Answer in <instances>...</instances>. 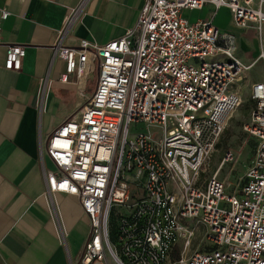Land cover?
Masks as SVG:
<instances>
[{
    "label": "built area",
    "instance_id": "built-area-1",
    "mask_svg": "<svg viewBox=\"0 0 264 264\" xmlns=\"http://www.w3.org/2000/svg\"><path fill=\"white\" fill-rule=\"evenodd\" d=\"M204 8L227 10L238 30L264 31V0H143L135 24L102 45L67 46L61 32L59 82L74 85L82 104L47 136L40 157L45 194L75 197L88 220L75 264H264V80L250 86L243 127L255 156L226 194L224 181L204 174L241 104L234 85L253 64L234 57V34L181 13ZM7 16L0 10V32ZM24 55L7 44L4 68L20 70ZM199 232L204 247L188 255Z\"/></svg>",
    "mask_w": 264,
    "mask_h": 264
},
{
    "label": "crops",
    "instance_id": "crops-1",
    "mask_svg": "<svg viewBox=\"0 0 264 264\" xmlns=\"http://www.w3.org/2000/svg\"><path fill=\"white\" fill-rule=\"evenodd\" d=\"M142 5L143 0H0V10L8 12L0 32V264L78 261L88 220L75 197L45 194L41 170V145L82 104L74 85L59 82L65 64L54 58V46L63 30L67 46L119 38L135 24ZM252 38V51H258ZM7 44L25 49L18 71L4 68ZM263 80L264 68L262 80L250 86Z\"/></svg>",
    "mask_w": 264,
    "mask_h": 264
},
{
    "label": "rangeland",
    "instance_id": "rangeland-1",
    "mask_svg": "<svg viewBox=\"0 0 264 264\" xmlns=\"http://www.w3.org/2000/svg\"><path fill=\"white\" fill-rule=\"evenodd\" d=\"M181 13L183 17L190 22L198 19L212 20L213 24L221 31L228 33L232 32L236 37L234 40V57L245 66L253 64L250 69L244 71L240 79L234 85L235 89L241 94V104L225 120L224 130L217 141L215 151L210 158L204 174L206 178L216 174L217 178L224 181L228 188L225 193L230 194L231 189L243 183L247 169L255 156L256 141L247 136L243 127L248 121L249 114L254 106L249 95L250 83L252 81L262 80L263 78L264 62L260 61L258 55L260 54L261 48L264 49V31L261 37H259L251 30H238L234 28L230 21V14L225 9H219L215 14L208 8H204L201 11L182 10ZM252 35L256 37L258 51H252L255 44ZM96 78L95 71L89 77L86 96H89L94 90ZM140 128H142V126L136 131L133 129L132 132H137L141 130ZM147 130L157 135L160 133V130L156 127H147ZM228 155H230L231 158L223 162V159ZM219 167L220 172L218 173ZM204 244L203 235L199 232L189 245L188 255L203 249ZM184 247L186 248L185 240L180 242L177 246V253L178 251L184 252ZM175 256H177L176 253Z\"/></svg>",
    "mask_w": 264,
    "mask_h": 264
},
{
    "label": "bare ground",
    "instance_id": "bare-ground-1",
    "mask_svg": "<svg viewBox=\"0 0 264 264\" xmlns=\"http://www.w3.org/2000/svg\"><path fill=\"white\" fill-rule=\"evenodd\" d=\"M243 66H245V65H243ZM246 67V66H245ZM220 172V167H219V171H218V173ZM218 173H217V175H218Z\"/></svg>",
    "mask_w": 264,
    "mask_h": 264
}]
</instances>
